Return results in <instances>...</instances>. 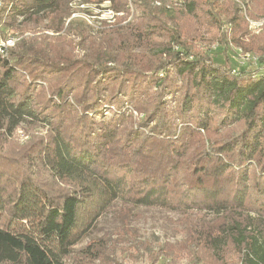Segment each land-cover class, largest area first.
Here are the masks:
<instances>
[{
  "label": "trees",
  "instance_id": "1",
  "mask_svg": "<svg viewBox=\"0 0 264 264\" xmlns=\"http://www.w3.org/2000/svg\"><path fill=\"white\" fill-rule=\"evenodd\" d=\"M108 1L112 23L71 18L72 0H0L2 27L19 18L37 24L48 18V29L81 38L79 56L55 58L45 40L28 38L0 55V137L9 138L24 122L46 123L50 133L13 162L0 148V264H65L117 201L214 215L222 224L198 221L188 226V241L203 243L216 258L231 243L241 264H264V77L234 76L212 62L198 66L194 55L188 59L191 47L178 20L185 15L194 21L196 34L185 39L191 44L200 38L202 22L220 24L226 16L223 26L231 29L243 22L248 50L264 55V26L252 34L243 16L264 20V0H181L180 6L171 0ZM133 13V23L124 19ZM104 36L110 38L103 42ZM133 47L145 56L132 54ZM151 49L169 61L160 58L153 69L159 55H146ZM174 77L182 80L180 129L163 99L177 89ZM102 92H109L108 100ZM103 102L112 104L104 109H114L107 122ZM142 102L154 103L152 111ZM208 105L224 113V123H241V130L227 140L212 139L217 128H211ZM128 107L142 115L132 129L125 124L132 119L125 117ZM31 165L67 189L45 190L29 176Z\"/></svg>",
  "mask_w": 264,
  "mask_h": 264
},
{
  "label": "rangeland",
  "instance_id": "2",
  "mask_svg": "<svg viewBox=\"0 0 264 264\" xmlns=\"http://www.w3.org/2000/svg\"><path fill=\"white\" fill-rule=\"evenodd\" d=\"M85 1V3L81 4L80 0H72L71 5L76 11L73 13L76 14L75 17H72L73 19H86V15L98 18L105 15L106 11H110V1L108 0ZM177 1L180 2L181 0ZM171 3L174 5L175 1H171ZM121 6L119 5L122 10L124 7ZM176 6L180 5L176 4ZM119 7L116 8L120 10ZM129 8L132 11L133 8L131 6ZM123 11L125 12V10ZM133 18L134 13L124 19H127L129 23H133ZM124 19L119 21L123 22ZM219 19H221L220 24L210 23L208 21L202 22L201 26H199L201 29L200 33L197 34V37L200 38L191 44L192 40L189 41V39L192 35L196 34L191 32L195 29L191 24L194 21L191 18L188 19L185 15L180 16L178 17L179 23L182 25V27L179 25L180 35H182L186 47H191L188 52L192 54L188 59H192L194 55V60H196L198 66L202 62H212L220 67L224 66L233 75V70L241 71L239 64L242 56L238 51L239 48L258 57L261 55L248 50L247 44L249 43V36L245 34L247 29L242 24L243 22L238 29H235V27L234 29L230 27L227 29L223 26L228 23L226 16H221ZM21 21L19 18L11 28L0 26V43L4 42L8 36L15 37L14 44L27 38L29 40L43 39L48 43L47 50L55 58H61L59 56L72 57V55H81L78 49V43H80L81 38L71 35L64 30L56 31L54 28L48 29L47 27L51 25L49 24L50 20L48 18L42 19L39 24L32 22L20 23ZM102 38H104L102 39L104 42V40L110 37L104 36ZM187 38L189 39L185 40ZM96 41H98V38ZM224 48L226 54L223 50ZM177 49V47H174V50ZM131 53L139 57L145 56V52L136 47L131 49ZM146 55L155 57L159 53L157 50L151 49ZM160 58L163 59L164 63L169 61V58L164 59L163 55H159L154 60L155 65L152 67L153 69L156 67L158 69L161 64L160 61H162L159 60ZM146 61L150 62L151 60L146 58ZM248 70L250 74L253 71L252 68ZM145 71L148 72L147 70ZM159 72L162 73V70H159ZM242 74L248 75L249 73L243 72ZM174 79L177 89L171 91L172 93L169 95H164L163 99L166 103V109L171 113H176V116H174L177 119L175 124H180V129L182 122H180L177 108L181 97V91L179 89L182 80L180 77H174ZM147 95L152 97L153 90L151 89L147 92ZM109 97V92L101 93V98L108 100ZM142 103L140 107L149 110V112L152 111L151 108L154 106V103L149 104L150 107L144 102ZM104 104L102 112L106 111L108 114L105 115L103 113L102 115L105 118L104 121L107 122L112 117L114 109H104L107 105H112L108 103ZM208 108L213 114L211 128H217L211 135L212 139L217 141L227 140L230 135H235L241 130V123L230 124V119H226V123H224V113L219 114L221 110L217 108L213 110V107L209 105ZM124 112L125 117L129 114L132 115V119L126 117V128L130 127L132 123H136L137 119L142 118L141 114L134 111V109L131 110L130 107L126 108ZM95 121L99 122V119ZM45 124L24 122L16 128L9 138L0 137V148L3 146L1 153H5L4 155L8 156L10 162L15 161L16 158L19 159V156H29L27 152L31 150V146L39 141L49 140V128ZM191 124L193 125L194 121ZM129 129L132 128L130 127ZM206 137L208 138V136ZM199 139L201 138L199 137ZM31 171L32 173L29 176L39 182L45 190H54L57 192L67 189L65 184L58 183L55 186L50 180V177H47L36 166L31 165ZM198 221L204 222L206 227H218L222 224L221 219L202 211L193 210L186 213L168 212L156 208L133 207L129 203L117 201L112 204L106 213L98 218L93 228L73 247V252L66 259L65 264H241L239 254L231 243L226 244L220 253V258H216L213 250L207 248L203 243L192 244L188 241L190 231L188 226L196 224Z\"/></svg>",
  "mask_w": 264,
  "mask_h": 264
},
{
  "label": "built area",
  "instance_id": "3",
  "mask_svg": "<svg viewBox=\"0 0 264 264\" xmlns=\"http://www.w3.org/2000/svg\"><path fill=\"white\" fill-rule=\"evenodd\" d=\"M171 1H175V4H179L177 0H171ZM121 14L122 13H117V15H121ZM75 16L76 14H72L71 18ZM114 16H115V13L112 10L110 11L108 10L106 11L105 15H102L98 18H100L99 20H106L112 23L114 21ZM243 16H244L248 31H250V33L252 34H258L264 26V20H252L247 16L245 11H243ZM85 18L91 21L95 17L86 16ZM225 28L228 29L229 27L225 26ZM14 42H15V37L8 36L4 42L0 43V55L5 56L8 48L13 46ZM238 51L241 53V56H242L240 59V64H239L241 71L233 70L232 74L234 76H239L243 72L250 74V71L248 69L252 68L253 71L250 75L248 74V76L254 79L259 78V77H264V55H261L260 57H258V56L251 54L250 52H245L240 48L238 49ZM104 114L106 115L108 113L104 111Z\"/></svg>",
  "mask_w": 264,
  "mask_h": 264
}]
</instances>
